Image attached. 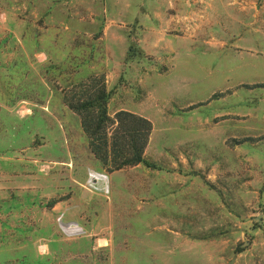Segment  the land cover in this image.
I'll return each instance as SVG.
<instances>
[{"label":"rangeland","instance_id":"rangeland-1","mask_svg":"<svg viewBox=\"0 0 264 264\" xmlns=\"http://www.w3.org/2000/svg\"><path fill=\"white\" fill-rule=\"evenodd\" d=\"M90 74L152 166L93 157ZM0 264H264V0H0Z\"/></svg>","mask_w":264,"mask_h":264},{"label":"trees","instance_id":"trees-1","mask_svg":"<svg viewBox=\"0 0 264 264\" xmlns=\"http://www.w3.org/2000/svg\"><path fill=\"white\" fill-rule=\"evenodd\" d=\"M71 87L64 103L80 117L88 148L107 171L140 163L152 166L144 157L152 131L151 121L125 109L110 114V91L104 75L90 74Z\"/></svg>","mask_w":264,"mask_h":264},{"label":"crops","instance_id":"crops-1","mask_svg":"<svg viewBox=\"0 0 264 264\" xmlns=\"http://www.w3.org/2000/svg\"><path fill=\"white\" fill-rule=\"evenodd\" d=\"M53 205H54L53 208L57 209L59 206V202L56 204L54 203ZM102 240H105V242H102ZM106 241H107V238H104L103 236L95 237L92 239L91 247H92V249H95V248L98 249L99 247H102L103 245H105ZM69 246H70L69 242L57 241L52 246L49 245L50 251L48 253L52 258L60 259L61 256L65 255V254L66 255L70 254L69 250H67V249H69L68 248ZM81 246L83 247L84 244L83 245H80V244L76 245L77 248H81Z\"/></svg>","mask_w":264,"mask_h":264}]
</instances>
